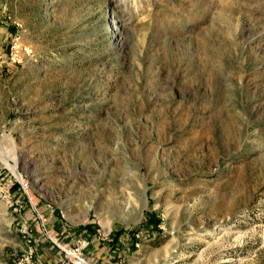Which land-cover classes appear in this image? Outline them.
Segmentation results:
<instances>
[{
    "label": "rangeland",
    "instance_id": "rangeland-1",
    "mask_svg": "<svg viewBox=\"0 0 264 264\" xmlns=\"http://www.w3.org/2000/svg\"><path fill=\"white\" fill-rule=\"evenodd\" d=\"M264 264V0H0V264Z\"/></svg>",
    "mask_w": 264,
    "mask_h": 264
},
{
    "label": "built area",
    "instance_id": "built-area-1",
    "mask_svg": "<svg viewBox=\"0 0 264 264\" xmlns=\"http://www.w3.org/2000/svg\"><path fill=\"white\" fill-rule=\"evenodd\" d=\"M86 244L87 242L85 241L77 243L72 248H67L65 245L58 243L64 252V262L69 261L71 264H92L85 253Z\"/></svg>",
    "mask_w": 264,
    "mask_h": 264
}]
</instances>
